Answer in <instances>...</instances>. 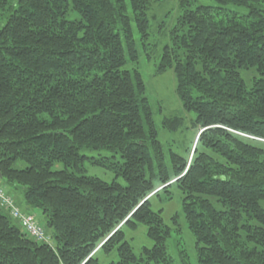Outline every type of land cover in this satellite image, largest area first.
Listing matches in <instances>:
<instances>
[{"label":"trees","instance_id":"obj_1","mask_svg":"<svg viewBox=\"0 0 264 264\" xmlns=\"http://www.w3.org/2000/svg\"><path fill=\"white\" fill-rule=\"evenodd\" d=\"M154 1L0 0L1 180L53 240L35 241L0 205V264H101L113 250L109 264H172L171 229L152 208L172 186L199 264H264V0L181 1L158 70L173 68L203 131L170 166L142 74L127 67L140 58L133 22L146 39ZM242 70L257 73L250 86ZM84 150L119 153L107 167L126 183L84 174ZM139 224L153 241L140 256L126 240Z\"/></svg>","mask_w":264,"mask_h":264},{"label":"rangeland","instance_id":"obj_2","mask_svg":"<svg viewBox=\"0 0 264 264\" xmlns=\"http://www.w3.org/2000/svg\"><path fill=\"white\" fill-rule=\"evenodd\" d=\"M181 1L157 0L150 3L148 11L149 35L146 39L142 38V33L137 28L136 23L133 22L134 38L140 58L137 65L130 61L127 65L128 68L137 66L142 74L146 86V96L149 98L153 109L159 140L163 145L166 162L169 166L171 151L187 157L188 160L191 159L199 134L203 131L201 127L195 126L196 112L187 111L183 107L182 101L176 92V77L173 68H168L162 72L158 70L163 48L171 43L172 29L182 12ZM195 1L196 3L192 7L196 4H216L215 0ZM129 12L131 13V9H129ZM78 17L79 15L76 12H70L68 16L70 19ZM255 76H257V73L254 70H242V77L248 86L252 84ZM174 117L182 119L179 127L170 129L165 126L164 120ZM83 153L87 156L83 165L84 174L97 176L107 182H112L116 179L122 184L126 183L123 178L116 176L113 169L107 167L111 162L122 161L119 153L116 154L111 150H84ZM58 167L61 168L62 164H58ZM154 182L157 183V179H154ZM0 183H2L1 178ZM11 189L17 192L22 202H25L21 188L11 186L6 188L7 192ZM170 190L172 192L171 199L166 197V193H162L161 196H156L152 199V208L154 210H163L164 221L171 229L170 236L166 242L168 254L172 258V264H184L183 255H185L190 264H199L196 252V238L188 227L183 212V194L176 186H172ZM262 206L264 207V201ZM33 208L37 213V220L43 219L42 211L38 208ZM147 228V225L139 224L137 228L126 229V240L131 243L134 252L138 256L141 255L145 247L150 248L153 246V241L148 237ZM48 230L52 232L51 229ZM98 258L101 264H109L119 260L117 250L110 252L101 251L98 254Z\"/></svg>","mask_w":264,"mask_h":264},{"label":"built area","instance_id":"obj_3","mask_svg":"<svg viewBox=\"0 0 264 264\" xmlns=\"http://www.w3.org/2000/svg\"><path fill=\"white\" fill-rule=\"evenodd\" d=\"M0 205L6 208L10 215L19 221L25 232L38 242L52 244L53 240L47 235L45 227L32 214L24 213L17 206L15 199L0 185Z\"/></svg>","mask_w":264,"mask_h":264},{"label":"crops","instance_id":"obj_4","mask_svg":"<svg viewBox=\"0 0 264 264\" xmlns=\"http://www.w3.org/2000/svg\"><path fill=\"white\" fill-rule=\"evenodd\" d=\"M2 184V183H1ZM8 194H10L11 196H13L15 198V200H17V204L19 206V208L21 209V211H23L24 213H29V214H32L34 216H36L37 218V213L35 212V209L33 207H30V206H27L25 205L19 198V195L17 193H14L12 191H8ZM41 222L44 221V218L43 219H40Z\"/></svg>","mask_w":264,"mask_h":264},{"label":"water","instance_id":"obj_5","mask_svg":"<svg viewBox=\"0 0 264 264\" xmlns=\"http://www.w3.org/2000/svg\"><path fill=\"white\" fill-rule=\"evenodd\" d=\"M0 178H2V175H1V168H0Z\"/></svg>","mask_w":264,"mask_h":264}]
</instances>
